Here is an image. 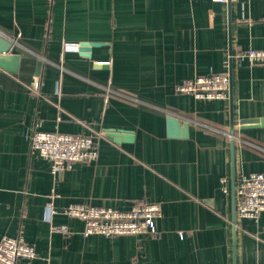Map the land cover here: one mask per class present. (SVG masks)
Returning <instances> with one entry per match:
<instances>
[{"label":"crops","instance_id":"1","mask_svg":"<svg viewBox=\"0 0 264 264\" xmlns=\"http://www.w3.org/2000/svg\"><path fill=\"white\" fill-rule=\"evenodd\" d=\"M0 38L19 57L0 69V240L36 252L16 264H264V212L233 219L238 178L264 173V66L234 60L264 50V0H0ZM211 73L230 75L226 100L176 91ZM35 131L98 133L97 159L53 176ZM137 202L161 204L155 234L85 237L49 211Z\"/></svg>","mask_w":264,"mask_h":264},{"label":"built area","instance_id":"2","mask_svg":"<svg viewBox=\"0 0 264 264\" xmlns=\"http://www.w3.org/2000/svg\"><path fill=\"white\" fill-rule=\"evenodd\" d=\"M226 3L227 0H212ZM233 57L230 55L229 59ZM237 63L264 66V50L248 49L234 57ZM230 75L211 73L185 80L176 86L181 94L192 95L197 100H226ZM36 88V84H34ZM101 135L66 134L57 131H35L30 137L31 150L49 163L50 172L58 176L78 163H92L97 159V139ZM50 215L62 214L84 223L83 236L101 235L106 238L155 234V220L162 215L160 203L137 202L129 210L120 211L106 207L70 205L62 211L49 204ZM264 212V173L241 175L235 187V215L256 222ZM52 231L66 233L65 226H53ZM36 252L21 235L2 237L0 264H16L19 260H32Z\"/></svg>","mask_w":264,"mask_h":264},{"label":"water","instance_id":"3","mask_svg":"<svg viewBox=\"0 0 264 264\" xmlns=\"http://www.w3.org/2000/svg\"><path fill=\"white\" fill-rule=\"evenodd\" d=\"M87 46H94L93 44L82 43L78 49L80 55L84 57H89V48ZM11 47V44L5 41L3 38H0V69H3L10 73H15L18 68V55L8 54V51ZM255 120L242 121L241 125L243 127H250V125L255 124ZM166 127H167V136L170 138H187L188 137V124L180 123L176 118L172 116L166 117ZM126 131L123 130H108L107 137L117 143L121 142H130L132 137L128 135ZM233 206H234V216L235 218V192H233Z\"/></svg>","mask_w":264,"mask_h":264}]
</instances>
